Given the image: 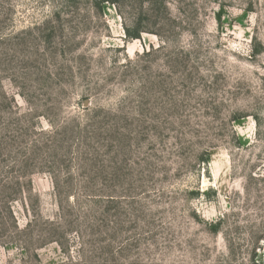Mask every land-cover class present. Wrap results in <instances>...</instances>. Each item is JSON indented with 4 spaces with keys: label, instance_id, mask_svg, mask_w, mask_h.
<instances>
[{
    "label": "rangeland",
    "instance_id": "374dc122",
    "mask_svg": "<svg viewBox=\"0 0 264 264\" xmlns=\"http://www.w3.org/2000/svg\"><path fill=\"white\" fill-rule=\"evenodd\" d=\"M0 264H264V0H0Z\"/></svg>",
    "mask_w": 264,
    "mask_h": 264
},
{
    "label": "trees",
    "instance_id": "16d2710c",
    "mask_svg": "<svg viewBox=\"0 0 264 264\" xmlns=\"http://www.w3.org/2000/svg\"><path fill=\"white\" fill-rule=\"evenodd\" d=\"M127 34L133 38H140V32L131 33L129 29L126 30ZM220 224L216 223L214 225V231L219 232Z\"/></svg>",
    "mask_w": 264,
    "mask_h": 264
}]
</instances>
